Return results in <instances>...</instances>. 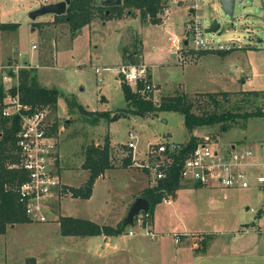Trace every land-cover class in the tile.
I'll use <instances>...</instances> for the list:
<instances>
[{"label":"rangeland","instance_id":"obj_1","mask_svg":"<svg viewBox=\"0 0 264 264\" xmlns=\"http://www.w3.org/2000/svg\"><path fill=\"white\" fill-rule=\"evenodd\" d=\"M27 1L0 0V13L5 11L7 17L23 21L21 27L18 24L15 29L0 30V81L4 88L17 86L18 70L28 67L36 71L41 86L58 91L56 109L48 110L58 125L59 163L63 165L59 175L67 183L64 195L69 197L52 201V218L46 221L7 225L0 233V264H246L230 254L228 237L241 235L249 242L259 234L252 227L264 231V196L253 186L235 190L181 183L168 199L157 203L146 215L144 211L138 213L115 236L62 235L58 221L60 216H73L114 227L122 223L127 211L124 209L138 197L136 192L141 193L139 190L147 183H156L146 166L148 145L156 141L185 143L188 139L183 116L178 112L120 116L125 99L118 69L128 63L121 55L124 47L130 51L140 39L138 62L153 65L155 86L149 83L153 85L151 99L156 103L162 96L186 92L195 102L196 113L222 112L235 105L240 106V111L252 110L256 105L264 109V99H256L254 105H243L240 100L243 90L264 91V23L250 15L249 7L237 2L231 20L218 0H201V8L192 14L189 9L193 0H166L168 14H160L166 16L163 24L142 22L139 11L133 10L118 18H95L72 35L65 22L55 21L47 16L50 14L31 19L23 7L35 8L40 2ZM196 15L201 18L206 40L232 43L230 52L194 48L190 32ZM213 19L220 22V30L204 32ZM5 20L10 21V17ZM101 22L105 23L103 27ZM174 35L180 40L172 41ZM236 72L242 80L236 79ZM130 86L133 88V83ZM221 91L230 96L227 100L218 96L221 107L216 109L207 103L205 95H200ZM80 106L93 112L106 111L108 115L88 119L81 114ZM237 122L226 132L214 125L199 128L194 134L210 136L224 144L237 138L264 140V117ZM128 131L136 135V149H130L131 165L122 167L123 158L129 154L121 146L128 141ZM106 137L115 166L91 184L87 196H70L71 188L81 189L88 184L86 171L80 169L85 147L101 145ZM244 227L252 233L241 234L238 229ZM150 229L163 233L153 239L147 233ZM128 230L134 234L128 235ZM176 231L197 232L195 245L210 239L205 253L196 254L188 236L174 243Z\"/></svg>","mask_w":264,"mask_h":264},{"label":"trees","instance_id":"obj_2","mask_svg":"<svg viewBox=\"0 0 264 264\" xmlns=\"http://www.w3.org/2000/svg\"><path fill=\"white\" fill-rule=\"evenodd\" d=\"M102 0H70L66 7L65 13L54 15L55 21L65 22L68 25L72 35L76 34L83 26L89 24L93 19H109L111 17H121L123 14L131 13L133 10L139 11V17L142 22L159 24L163 20V14L167 8L166 0H122L119 5H102ZM18 27L15 22H1L0 30H12ZM231 51V50H230ZM230 51H215V52H230ZM205 52V51H202ZM201 52V53H202ZM200 53V54H201ZM140 56V39L133 43L132 49L129 51L127 47L122 50V58L128 63L138 64ZM10 75H13L9 71ZM19 82L17 86H12L9 93L14 95L19 92L20 101L23 104H28L32 107L47 106L50 109H56V100L58 91L54 88L41 86L36 80V71L33 68L22 67L18 70ZM150 82V80H148ZM121 91L125 99V106L120 109L122 117L136 115L146 117L149 114L160 111H175L183 116V123L188 132V139L185 143H181L183 148L180 150L175 165L171 173L165 178L157 181L154 185L145 187L139 196L144 197L149 202V208L145 215L157 203L164 199H168L180 186L179 180V165L181 160L194 149L199 138L195 135V130L206 127L219 125L223 132L228 131L236 125L238 120L246 122L252 117H264V109L261 105L254 107L252 110L240 111V106L235 105L234 108L226 109L222 112H194L195 102L186 92H176L173 95L162 96L161 100L156 103L152 97L151 90H144L143 93L132 89L129 83L121 79ZM138 88L144 86L143 82H139ZM238 94V92L234 93ZM244 95L241 97L242 104L255 103L256 99H264V91L247 90L242 91ZM207 97V103L211 104L215 109L221 107V102L218 96H222L227 100L230 93L227 91L201 93ZM5 97V88L0 81V233L3 232L7 225L19 222H28L31 219L25 213L23 204L19 201V186L27 180V171L20 167L11 166L19 161V152L15 144L16 133L20 127V117H7L1 115L3 107V99ZM74 106L73 102H70ZM242 105V106H243ZM81 114L89 119L90 116H96L95 120L101 117H107L106 111H89L83 107H79ZM89 116V117H88ZM119 116V117H120ZM87 120V119H86ZM97 121H95L96 123ZM57 123L53 125V132L57 131ZM125 151L129 150V154L122 160V167L131 165L130 149L122 144ZM112 147L108 137L105 138L103 144L95 145L88 144L84 149V160L81 168L89 172L87 183L93 182L100 176H103L105 171L113 168L115 165L112 161ZM176 159V158H175ZM194 186H199L198 184ZM67 188L64 186V192ZM72 196H87L90 192L85 188H71ZM147 218V216H146ZM59 229L62 235L71 236H90V235H120L126 224L120 223L111 226L107 224H98L95 221L73 217L60 216ZM145 223V221H144ZM202 240V239H201ZM208 246V240L194 246L196 253H204Z\"/></svg>","mask_w":264,"mask_h":264},{"label":"built area","instance_id":"obj_3","mask_svg":"<svg viewBox=\"0 0 264 264\" xmlns=\"http://www.w3.org/2000/svg\"><path fill=\"white\" fill-rule=\"evenodd\" d=\"M38 1L40 4L51 3L50 0ZM200 8L201 0H193L189 12H198ZM195 20L196 23L190 32L194 48L228 50L234 47L232 43H211L206 40L200 16L196 15ZM174 40L180 39L176 37L172 39ZM118 72L130 85L133 83L132 89L135 91L143 93L153 87L148 82L149 69L145 63H125L120 65ZM139 82L144 83L141 89L138 88ZM10 88H5L1 115L20 117L15 141L19 161L11 165L27 171V180L18 188L19 201L31 221L43 222L51 218L49 209L52 201L60 199L65 193V184L58 172V133L53 132L55 121L50 117L47 106L32 107L23 104L19 92L16 91L12 95L9 93ZM197 137L199 140L194 149L180 162V184L234 189L254 186L264 194V144L260 145L263 153L261 155L260 151L253 147L220 143L206 135ZM135 138L136 135L128 131V141L125 145L129 149L135 150ZM182 148L183 145L177 142L156 141L148 145L146 166L153 173L154 182L165 179L171 173ZM128 233L132 234V231ZM148 234L154 236L151 231H148ZM178 240L176 235L175 241Z\"/></svg>","mask_w":264,"mask_h":264},{"label":"crops","instance_id":"obj_4","mask_svg":"<svg viewBox=\"0 0 264 264\" xmlns=\"http://www.w3.org/2000/svg\"><path fill=\"white\" fill-rule=\"evenodd\" d=\"M29 1V0H28ZM27 1V2H28ZM51 2H57V1H59V0H50ZM26 2V3H27ZM24 9H25V12H29L30 10H32V9H34L33 7H27V6H25V7H23ZM36 8V7H35ZM167 9V8H166ZM166 9H165V13L164 14H166ZM1 12V11H0ZM169 12V11H168ZM5 14H7V13H5V11H3V13H0V21L2 22H15V23H18L19 24V26L21 27L22 25H23V21H21V20H19V19H16V18H14L13 16H6ZM168 14V13H167ZM167 14H166V16H167ZM10 15V14H9ZM47 16H52L51 18H54V15L53 14H50V15H47ZM166 16H165V18H166ZM10 17V21H6L5 20V18H9ZM163 18H164V16H163ZM165 18L163 19V22H164V20H165ZM8 20V19H7ZM102 24H101V26L103 27V25H105V23H106V21H105V23L104 22H101ZM160 24H163V23H160ZM88 25H86V26H83L82 28H83V30L87 27ZM43 28V27H42ZM82 28H81V30H82ZM95 33V32H94ZM89 34V33H88ZM96 34H98V33H96ZM100 35V34H99ZM98 35V36H99ZM176 37H178V36H176V35H174L173 37H172V39H175ZM122 55V54H121ZM140 57H141V55H140ZM57 58V57H56ZM2 60L0 59V62H1ZM143 63V62H142ZM1 64V63H0ZM155 65V64H154ZM147 67H148V69H149V73L151 72V74L149 75V80L150 81H152V71H151V68L153 67V65H147ZM235 76H236V79L237 80H242V75L239 73V72H236L235 73ZM152 83H153V81H152ZM153 85L155 86V84L153 83ZM114 119V118H113ZM59 134V133H58ZM58 134H57V137H58ZM229 144V143H228ZM230 144H235V145H245V146H248V147H253L254 149H256V150H258V152L260 151V153H261V155L263 154L262 153V149H260V145L261 144H264V140L262 139V138H237V139H235V141H232V142H230ZM125 145V144H124ZM136 149V148H135ZM58 150H59V147H58ZM134 152H135V150H134ZM60 154V153H59ZM135 154V153H134ZM60 158H61V155H60ZM59 161H60V159H59ZM59 161H58V172H59V169H60V167H61V169H62V167H63V165L62 164H60L59 163ZM80 169L84 172V171H86V180L88 179V175H89V172L87 171V170H84V169H82L81 167H80ZM62 171V170H61ZM107 171V170H106ZM106 171H105V173H106ZM104 173V174H105ZM104 176V175H103ZM62 181V180H61ZM65 185L67 184L66 182H64V181H62ZM82 183V182H81ZM147 186H149L148 185V183L146 184V185H144L139 191H142L145 187H147ZM254 187V186H253ZM251 188V187H250ZM247 189H249V188H247ZM236 190V189H235ZM237 190H244V189H237ZM137 194V196H139V194H140V192H136ZM263 194V193H262ZM70 196H72V195H70ZM263 196H264V194H263ZM66 197H69L68 195L67 196H65V195H63L62 196V198H61V200L63 199V198H66ZM134 199L135 198H133L132 199V201H130V203H129V205L134 201ZM59 205H60V202H59ZM129 205L127 206V208H129ZM59 209H60V211H61V207H59ZM125 210H128V209H124V211ZM258 212H260V211H258ZM126 213H127V211H126ZM52 218V217H51ZM120 219H118V221H119ZM117 221V222H118ZM116 222V223H117ZM96 223H98V224H100V225H102V224H105V223H99V222H96ZM107 225H109V224H107ZM114 225V224H113ZM11 226H13V225H11ZM252 229L256 232V231H258L259 232V234L258 235H255L254 234V237L249 241V242H246V241H244V238H242V236L241 235H239V236H235L234 234L232 235V236H230V237H228V242H229V245L231 246V252H230V254H232L233 255V257H235L236 259H237V262H239V263H246L247 264V262L249 263V262H255L256 264H264V231L263 232H261V230H260V228L259 229H256L255 227H252ZM153 230V229H152ZM151 229L149 230V231H151L153 234H154V236H151V237H154L153 239H156L157 237H158V235H161L160 233H163V232H155L154 230L152 231ZM249 230V228L248 227H244V228H239L238 229V231H240L241 232V234H247V233H252L251 231H248ZM129 231H132V230H128V232ZM127 232V234L128 235H133L134 233L132 232V234H129ZM148 233V232H147ZM186 233V234H185ZM185 234V235H184ZM194 235L193 237H191L190 235ZM197 234V232H181V231H176V232H174L173 233V236H172V238H173V242L174 243H178L181 239H182V236H188V240H189V244L191 245V247H192V249H193V251L195 252V250H194V246H195V241H196V239H195V235ZM199 234V233H198ZM149 235V234H148ZM163 235V234H162ZM176 235H178V237H179V240L178 241H175V236ZM150 236V235H149ZM210 240V239H209ZM209 240H208V242H209ZM209 245V244H208ZM207 249V248H206ZM206 251V250H205ZM196 253V252H195ZM205 253V252H204ZM196 254H200V253H196ZM203 254V253H202Z\"/></svg>","mask_w":264,"mask_h":264},{"label":"water","instance_id":"obj_5","mask_svg":"<svg viewBox=\"0 0 264 264\" xmlns=\"http://www.w3.org/2000/svg\"><path fill=\"white\" fill-rule=\"evenodd\" d=\"M70 0H59L57 2H51L48 4H40L36 8L30 10L28 15L31 19H35L37 16L45 14L61 15L65 13L66 7ZM224 13L230 17L231 20L234 19V10L236 2L243 5V7H249L251 10L250 15L259 18L264 23V0H218ZM102 5H119L122 0H102ZM254 12V13H253ZM220 22L217 19H213L211 23L205 28V32H218L220 30ZM114 118V117H113ZM85 190H91V184L85 185ZM149 208V202L144 197L138 196L129 205L126 216L124 217L122 223H131L134 217L141 211H147Z\"/></svg>","mask_w":264,"mask_h":264}]
</instances>
